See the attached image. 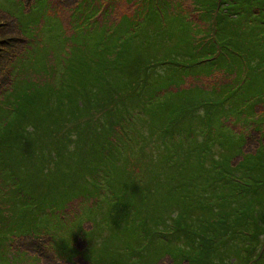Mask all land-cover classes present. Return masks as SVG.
<instances>
[{
	"label": "rangeland",
	"instance_id": "374dc122",
	"mask_svg": "<svg viewBox=\"0 0 264 264\" xmlns=\"http://www.w3.org/2000/svg\"><path fill=\"white\" fill-rule=\"evenodd\" d=\"M148 3L149 0H0V40L13 35L20 38L25 36L29 42L19 57V53L16 56V50L21 46H18L17 42L14 47L6 50L0 45L1 109L16 112L15 108L22 101L19 97L24 94L30 98L28 102H33L32 97L39 98V107H42L46 100H52L55 104V95L58 93L71 97L81 96L85 91L87 93L89 85L94 84L97 78L102 82L106 73L116 77V50L122 45L120 43V47L116 48L120 40L118 35L126 34L121 41H124L127 47L131 38L129 27H124L127 25V19L135 20L140 10L148 12ZM230 4L232 10L238 14H241V8L245 5L244 1L239 2L237 6ZM165 6L166 8L160 11V16L167 13L170 19L174 18L167 22L174 29L170 33L176 34L170 36L174 45L180 43L178 35L181 32L176 29L186 20L192 21L194 28L196 24L202 31L209 30L210 24L204 16L205 12L199 0H167ZM9 16L20 22L23 35ZM235 18V23L229 27L234 33L232 42L244 41L247 45L245 50L251 48L256 63L262 62L264 38L260 41L257 31H249L248 22H238L239 18ZM10 24L13 30L6 34L4 29ZM116 25L121 27L118 34ZM152 28V25H147V32L144 30L139 34L142 33L145 38L151 34ZM140 46V51L144 53L141 57L146 58L143 59L144 65L141 60H133L129 64L134 67L132 78H141L147 85L145 80H150L148 72L152 68L150 62L153 54L147 53L148 42L141 40ZM154 47V51L159 48ZM165 47L166 44H163L158 51L164 50ZM13 55L18 59L13 72L14 81L9 86V74L12 71L9 66L13 62ZM136 56L138 54L132 58ZM142 65L150 71H142ZM230 68L232 67L228 61L227 67L223 69L216 68L213 72L203 69V75L198 74L195 79L186 77L185 82L180 85L184 97L192 96L197 100L217 99V95L223 97L227 91L237 89L234 85L239 86L241 100L237 105L233 104L232 108L228 107V102L223 108H216L213 115L217 118L211 121V124L202 120L205 108L197 109V116L191 123L194 132L189 133L191 129L186 125L182 127V132L171 138L167 136L155 140L149 124L145 123L142 127L136 125L139 117L145 115L143 104L136 106L132 102L128 106L131 114L126 120L122 119L127 129L122 133L121 140L119 135L116 140L113 137V143L116 148L117 145L121 146L122 156L131 153V162L135 163L130 167V172L135 176L130 177L122 173L132 183L137 181L129 187L119 182L120 174L117 176L116 171L106 170L104 162H92L95 167L92 170V165L85 163L88 169L83 167L79 175L74 177L73 170L77 169V164L84 166L82 163L85 161L80 160L77 163L74 158L70 168L65 162L56 160L57 156L52 151L54 142L50 138L41 137L38 122L30 119L40 111L28 109L24 116L23 110L17 116H12L19 117L17 121H11V116H5L8 113H4L0 117V151L9 145L5 142L9 136L13 138L17 125L38 134L34 141L22 143L21 140L22 142L17 143L14 140L12 146L19 148V151H11L12 160L0 162V264H38L33 258L20 254L22 248L18 249L17 243L21 242L16 241L18 237L15 244L9 240L10 235L31 230H36L41 239L46 238L44 243L49 242L53 247L44 250V245L40 246L38 255L40 254L44 264H54L55 259L52 260V257L56 255L68 260L76 259L78 250L83 254L81 257L88 259L90 264H200L201 258L202 261L207 260L208 254H199L201 246L203 247L200 242L196 241L197 248L194 250L186 252L183 249L190 248L193 230L201 229L198 215L209 216L207 225L212 220L218 221V216L211 215L218 210V206L214 204L215 198L211 197V213L200 211L198 195L194 190L199 187L200 181L195 182V179L191 178L194 182L192 184L172 186L167 182V178H164V173V176L160 174L165 180H161V184L160 177L152 176L154 170L151 165L155 161L156 164L161 163L160 157L165 153V149L170 150L175 145L182 149L178 159L185 160L183 156L189 144L191 150H194L192 158L197 163V156L205 154V145L209 141L210 155L204 158L205 164L209 166L211 158L220 159L227 150L226 146L216 141L220 135L242 137L246 140L244 143L247 152H255L256 148L264 144V71L253 78L254 84L252 82V85H249L246 77L251 74V66L245 63L232 72ZM249 87L251 90H246ZM184 91L192 93L186 94ZM244 94H247V101L253 99L249 102L252 106L247 107L252 113L244 110L247 105V101L242 99ZM94 119L99 117L94 116ZM75 125L76 122L71 127ZM115 128L118 130L119 126ZM81 144L85 148L90 147L87 141ZM139 149H144L143 154ZM226 152L232 154V146ZM105 158L109 167L110 156ZM240 158L235 159L237 161ZM122 159L123 157L116 161L119 168H124ZM41 160L43 161L40 167ZM67 172H71V180L66 179L65 184L54 185L53 178L57 173L67 176ZM252 174L256 175L254 171ZM21 177H25L26 181H21ZM33 178L34 182L31 183ZM33 183L37 191H28L26 188H33ZM65 190L68 194L62 193ZM72 195L75 198L71 199ZM209 195L214 196L215 192L210 190ZM66 200L71 201L66 203ZM151 218L153 219L149 220ZM241 235L242 231H235L230 238L239 240ZM215 236L223 245H220L218 251L215 249L207 264H224V255L227 252L229 255H242L241 243L238 244L241 251H234L236 244L230 242L226 245L231 241L229 238L221 233ZM212 239L216 238L213 236ZM74 254L76 255L73 256ZM187 258L190 263L186 261ZM75 264L85 263L79 261ZM229 264H244L243 257H233ZM256 264L264 262L259 259Z\"/></svg>",
	"mask_w": 264,
	"mask_h": 264
},
{
	"label": "trees",
	"instance_id": "16d2710c",
	"mask_svg": "<svg viewBox=\"0 0 264 264\" xmlns=\"http://www.w3.org/2000/svg\"><path fill=\"white\" fill-rule=\"evenodd\" d=\"M241 1H244L245 5L241 8V14H238L237 11L232 10L233 7L230 3L237 6ZM149 2L148 12L140 10L137 12L138 15L135 20L131 19L129 21L127 19V25L124 27L128 26L130 29L129 34H131L127 47L125 42L121 41L126 34L120 33L118 35L120 40L117 42L116 48L120 47V43L122 45L120 49L116 50V77L106 73L102 82L97 78L94 84L89 85L87 93L85 91V94L81 95L83 96L81 98L83 101L80 100L81 96L72 95L71 97L58 93L55 95L57 98L55 104L52 100H46V103L39 107L37 104L40 102L39 98L32 97L34 103L28 102L30 98L24 94L23 97H19L22 101L15 108L16 112L3 110L0 106V117L4 113H8L5 116H11V121H17L19 117L12 118V116H17L23 110L24 116H26L28 109L40 111L39 114H35L30 119L38 122V126L41 127V137L50 138L54 142L52 151L57 156L56 160L65 162L64 164L70 168H72L70 165L74 163V158H76L74 161L77 163L80 160L85 161L82 163L84 166L76 163L77 169L73 170L74 177L79 175L84 169L83 167L88 169L85 163L97 162L99 164L104 162L103 166L106 170L110 172L116 171L117 176L120 174L119 182L125 187L137 182L132 183L128 177H124L122 174L126 173L130 177L135 176L134 173L130 172L131 165L135 164L131 162V153L128 156H122L121 146L117 145L116 148L113 143V137L116 140L119 135L121 140L122 133L127 129L123 120H126L127 116L131 114L128 106L132 102L136 106L143 104L142 106L144 107L145 117H139L140 120L136 122L137 126L142 127L145 123L149 124L151 135L155 137V140L167 136L171 138L175 134L182 132V127L186 125L190 129L193 127L191 123L194 120L193 118L197 116L196 113L199 107L205 108V115L203 119L201 115L200 119L205 121V123L211 124V121L217 118L216 115H213L216 108H223L227 102L229 103L228 107L232 108L233 104L237 105V102L241 100V95L238 91L239 86L237 87L234 84L237 89L227 91L223 97L217 95V99L200 98V100H197L192 96L184 97L183 89L179 87L185 82L186 77L195 79L198 74L203 75V69L208 72H213L216 68L223 69L227 67L228 61L229 66L232 67L230 68L231 72L241 68L246 63L247 66L252 67L250 70L251 74H247L248 77H246L247 83L252 85V82L254 84L253 78L264 71V55L262 56L263 61L256 63V57L251 48L245 50L247 45L244 41L232 42L234 33L229 28L235 23V16H237L239 18L238 22L249 23V31H257L256 33L261 41L264 38V0H199V4H202L201 8L205 12L204 16L209 21V30L207 32L202 31L196 24L194 25L196 28H194L192 26L193 22H186V20L176 29V31L181 32L178 35L180 43H177V45L173 44L174 40L171 38L174 33H170L174 29L170 23H167L174 18L170 19L167 13H162L160 16L162 8H166L167 0H149ZM11 19L14 20L18 30L23 35L20 22L15 17H11ZM147 25H152L153 28L150 30L151 34L147 33L148 35L144 38L143 34H139V32H144V30L147 32ZM182 28L184 29L182 30ZM116 29V34H118V30L121 27L116 25ZM12 30L13 26L10 24L4 29V32L8 34ZM6 37V39H1L2 41L0 40V45L5 47L6 50L9 47H14L15 42H17L18 46H21V48L16 50V56L19 53V57L27 48L28 40L25 36L23 38L13 35ZM141 40L149 43V46H146L149 49L148 55L153 54L150 62L151 71L143 66V59L146 58L142 59L144 53L140 51ZM163 44H166L165 49L158 51V49L163 47ZM154 46L159 48L154 51ZM14 51L15 49L13 53ZM136 54L138 56L132 58ZM262 54H264V49ZM16 56L13 55V62L9 66V69L12 68L9 74L11 76L9 86L14 81L12 78L18 59ZM133 60H141L143 62L142 71H150L148 72L150 80H145L147 85L141 78L135 80L132 78L134 67L129 62ZM246 90H251V87ZM189 91L184 92L187 94ZM247 94L242 97L245 101H247ZM69 97L71 98L69 99ZM251 101L253 99H248L244 110L252 106L249 103ZM248 111L252 113L250 110ZM94 116L99 117V119L95 120ZM74 122H76V125L72 128L71 125ZM115 126H119V129L117 130ZM16 128L13 138L9 136V139L5 142V144L9 145L0 151L1 163L7 162V159L12 160L10 157L11 151L16 149L19 151V148L12 146L14 140L17 143L34 141L38 134H36V131H29L19 125ZM116 130L117 133H115ZM184 131L186 133V130ZM191 132L194 131L191 129L189 133ZM229 138L232 137L220 135L216 141L226 146L227 150L232 146L233 153L228 154L226 150L220 159L211 158L209 166L205 164L206 160H204L210 155L211 144L208 143L209 141L205 145V154L197 156V163L192 158L194 150H191L190 144L183 156L186 158L185 160L178 159V157H181L180 150L182 149H179L177 145L174 148H170V150L165 149V153L160 157L162 164H156L155 161L151 165V169L154 170L152 176L155 178L160 177V183L162 184L161 180H165L160 174L164 176V173H166L164 178H167V182L172 186L192 184L194 182H192L191 178H194L195 182L200 181L199 187L194 189L198 195L200 211L211 213L213 206L211 197L215 198L214 204L218 206V210L211 213V215L218 216V221L212 220L207 225L209 216L198 215L201 229L200 231L193 230V236L190 237V248H184V251L188 252L197 248V241L203 245L199 250L200 256L208 254V259H210L213 257L215 249L218 251L220 245H223L215 236L221 233L231 240L226 245L230 242L236 244L234 251H241L238 244L240 245L241 243L243 246L242 255L225 253L224 264H229L233 257L240 256L243 257L244 264H256L259 259L264 262V144L256 148L255 152H247L245 150L246 144L244 143L246 140L244 141L242 137L232 138L231 140ZM84 141L89 142V148L83 147L84 145L81 143ZM139 150L143 154L144 149ZM76 153H79V155H76ZM108 155L111 159L109 167L108 162L105 161V156L108 157ZM122 157L124 168H119L116 161ZM237 157L241 158L236 161L235 158ZM42 161H39L40 167ZM54 163L57 164L56 161ZM91 165L90 169H95L93 164ZM159 167H161V170H159ZM253 171L256 175L252 174ZM70 174L71 172H67V176H64V174L57 173L53 178L55 181L53 182L54 185L59 186L66 179L67 181L71 180ZM20 180L26 181L25 177H21ZM32 182H34V178L31 179ZM26 189L31 192L37 191L34 183L33 188ZM210 190L215 192L214 196L209 195ZM62 193L68 194L66 190ZM70 198L73 199L75 196L72 195ZM69 201L71 200H66V203ZM149 220L147 219V221ZM235 231H242L239 240L230 238V235L234 234ZM213 236L216 239H212ZM9 237H11L9 240L14 244L20 240L21 242L17 243L18 249L22 248L23 250H20V254L33 258L35 263L38 261V264H44L40 254L38 255L40 246L44 245V250L53 248L52 245L48 244L49 242L44 243L46 238L41 239L36 230L21 231ZM81 256L83 254L78 250L76 259L68 260L56 255V257H52V260L55 259L54 264H75L79 261L90 264L88 259ZM207 260L202 261L201 258L200 264H207ZM186 261L190 263L188 258Z\"/></svg>",
	"mask_w": 264,
	"mask_h": 264
}]
</instances>
